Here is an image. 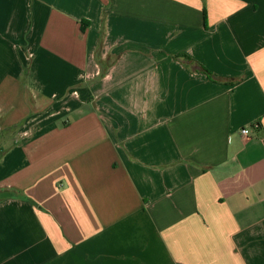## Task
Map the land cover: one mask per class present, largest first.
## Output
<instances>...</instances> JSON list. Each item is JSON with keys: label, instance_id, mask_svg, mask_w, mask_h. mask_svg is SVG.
Here are the masks:
<instances>
[{"label": "crops", "instance_id": "obj_1", "mask_svg": "<svg viewBox=\"0 0 264 264\" xmlns=\"http://www.w3.org/2000/svg\"><path fill=\"white\" fill-rule=\"evenodd\" d=\"M0 264H264V0H0Z\"/></svg>", "mask_w": 264, "mask_h": 264}, {"label": "trees", "instance_id": "obj_2", "mask_svg": "<svg viewBox=\"0 0 264 264\" xmlns=\"http://www.w3.org/2000/svg\"><path fill=\"white\" fill-rule=\"evenodd\" d=\"M201 69L211 78L214 77L213 73L211 71H209L207 68H205L204 66L201 67Z\"/></svg>", "mask_w": 264, "mask_h": 264}, {"label": "built area", "instance_id": "obj_3", "mask_svg": "<svg viewBox=\"0 0 264 264\" xmlns=\"http://www.w3.org/2000/svg\"><path fill=\"white\" fill-rule=\"evenodd\" d=\"M242 133H243V134H248V133H249V128H244V129L242 130Z\"/></svg>", "mask_w": 264, "mask_h": 264}]
</instances>
